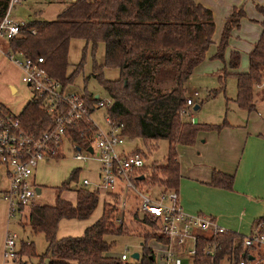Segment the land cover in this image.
Listing matches in <instances>:
<instances>
[{"label":"trees","instance_id":"16d2710c","mask_svg":"<svg viewBox=\"0 0 264 264\" xmlns=\"http://www.w3.org/2000/svg\"><path fill=\"white\" fill-rule=\"evenodd\" d=\"M8 2L0 0V20L7 11ZM256 10L263 20L260 37L248 55V70L238 72L240 54L232 52L225 62L227 71L219 77L220 91L223 90L225 76L235 78L234 103L247 114L258 110L264 99V89H258L264 83V7L257 6ZM244 17L242 8L233 9L223 26L212 59L224 61L231 33L240 28ZM32 29L36 30L35 35L30 33ZM214 29L211 11L193 0H81L65 5L54 21L34 19L24 23L17 38L0 40V45L6 52L32 60L42 59V68L64 90L74 84L82 71L80 63L71 73L68 72L71 41L85 43L82 62L89 47L94 53L98 45H103V62H94L91 75L110 100L105 108L107 118L120 129L125 141H142L144 150L137 148L132 152L142 156L145 162L149 157L145 151L147 148L152 150L157 148L158 142H167L166 163L146 165L140 173L143 179L137 181L159 186L161 193H165L178 190L177 147H192L199 134L219 132L226 126L225 122L221 125L190 123L181 116L187 99L185 83L204 61L212 45ZM104 70H116L118 78L105 79ZM81 97L90 112L97 109L99 100L92 94L82 91ZM45 102L46 97L33 95L18 116L22 128L34 137L49 130L53 124L52 116L44 109ZM196 106L200 108V105ZM80 130L82 125L77 126L73 139L82 143L78 135ZM79 173L80 170H74L68 181L77 179ZM233 183L232 175L213 172L208 185L232 191ZM67 185L65 181L56 190L53 206L32 204L29 207L27 226L33 234H42L46 242V250L38 258L47 259L48 264H131L122 263L110 254L114 242H106L105 237L128 232H125L123 223L115 225L112 219L115 208L106 209L107 205L103 206L100 218L87 227L82 236L57 238L58 225L62 220H87L98 206L99 191L84 188L75 191L74 203L62 199L61 192L67 189ZM132 220L150 230L141 235L142 256L132 264H155V252L148 247V242L168 243V238L162 234L161 223L158 219L138 216L137 213L133 214ZM256 223L261 225L259 232L264 233V216ZM242 241L243 236L233 232L212 236L200 234L196 238L193 264H207L209 258L205 252L213 245L217 247L214 264H220L225 257L238 262L250 254L264 260L255 248L245 249ZM28 250L34 252L33 244L21 243L12 262L29 264L21 260Z\"/></svg>","mask_w":264,"mask_h":264},{"label":"built area","instance_id":"2783aa9c","mask_svg":"<svg viewBox=\"0 0 264 264\" xmlns=\"http://www.w3.org/2000/svg\"><path fill=\"white\" fill-rule=\"evenodd\" d=\"M81 0H9L5 15L0 20V40H11L19 36L24 23L10 18L15 5L26 2H45L47 4H75ZM92 0H87L91 2ZM32 35L36 30L30 31ZM7 58L16 65L22 74L21 80L31 91L32 95L39 94L46 97L45 111L52 116V127L34 137L28 134L21 126L18 116L0 104V172L7 178L8 186L3 192L2 199L8 205V218L11 220L19 215L24 208L34 204L37 197L33 174L41 163L61 159L64 150L72 154L78 162H94L100 165L97 181L83 179L80 187L92 191L108 190L119 186L128 190H136L137 181L142 176L141 170L146 166L145 160L139 154L125 150L126 143L120 134V129L106 118L107 129L99 128L93 121L91 112L82 100L81 94H74L62 89L58 82L42 68V59L32 60L24 55L12 52L6 53ZM198 94L195 93L194 97ZM108 101H100L96 107H104ZM192 98L187 97L181 116H187L189 109L194 106ZM264 123V107L255 111ZM82 125L79 137L82 143L73 139L77 126ZM90 149V150H89ZM82 152L85 155H82ZM74 181H69L68 184ZM121 190V188H120ZM142 214L151 219H158L162 226V234L168 238L164 246V264H184L188 259L193 264L196 255L195 243L198 235L212 236L225 234L230 231L218 226L212 219L185 214L180 205L177 191L160 193L157 198L151 199L140 194ZM125 203H123V207ZM261 225H253L251 232L243 236L242 246L245 249H256L264 257V233H260ZM18 237L7 232L3 243L4 261H13L17 257L16 242ZM192 241V248L187 250L188 257L178 256L173 246L185 247ZM216 245L209 246L205 254L209 258L207 264H214ZM253 260L236 262L232 257H225L220 264H261L256 254H250ZM126 263L128 257L122 253L119 257Z\"/></svg>","mask_w":264,"mask_h":264},{"label":"rangeland","instance_id":"374dc122","mask_svg":"<svg viewBox=\"0 0 264 264\" xmlns=\"http://www.w3.org/2000/svg\"><path fill=\"white\" fill-rule=\"evenodd\" d=\"M64 8L65 5L62 4L26 2L15 5L12 9L10 18L19 23H27L34 19L41 21H54L56 16ZM84 46L85 43L79 40H73L70 43L68 53V62L70 67L68 72L71 73L73 68L80 63H82V71L76 76L74 84L68 87L66 91L78 95L82 94V91H85L92 94L100 101H108L109 99L107 98L106 93L91 75L94 62L97 64H101L103 62L104 47L103 45H98L94 53L89 47L82 62V50ZM0 48H2V50H0L4 54L7 53L3 47L0 46ZM212 50V47L208 49L204 61L193 71L184 86L186 96L192 98L195 103L194 106L200 105V108L198 110H194V106L190 108L188 115L184 116L183 120L190 123L207 125H221L225 122L226 126L228 124V128L233 130L243 126V123L247 118V113L238 109L234 103L236 96V81L233 76H225L223 78V90H219L221 88L219 77L224 75L225 71H227V65L225 64L227 60L225 58L224 61L212 59ZM103 74L104 78L107 80H116L118 78V72L116 70H104ZM9 76L11 78L15 77L16 73L9 71ZM18 76L19 81L17 82V86L15 88L16 94L14 96L10 95L12 102L10 104L13 106L10 111L14 114H19L28 100H30L33 96L32 91L22 83V76L20 73ZM214 91L219 92L214 94ZM195 93L198 94L197 97H194ZM91 116L94 123L99 128L103 130L107 129V124L105 122L107 115L104 107H100L92 111ZM206 134L207 135L205 136L207 137L211 135L215 136V133L213 132L210 134L207 132ZM167 147L166 141H160L157 144V148H152V150L147 148L145 151H148L147 153L149 154V157L146 165H150L152 162L164 165L166 163ZM124 148L126 151L130 152L137 148L144 150L145 147L142 141L134 140L132 142L126 141ZM67 150L68 149L64 150V154L61 159L41 163L34 172V185L40 186L41 189V193L36 197L34 205L53 206L55 203L56 190L63 186L74 170H80L77 179L72 180L74 182L68 184L67 189L61 192V197L71 203L75 202V191L81 189L80 185L83 179H87L91 182L95 180V174L100 165L94 162L75 161L72 158V154ZM82 155L85 154L82 152ZM120 188L121 190L119 191L121 195L118 197H111V195L107 196L105 191L100 190L98 206L86 221L79 222L75 220H62L58 225L57 238L82 236L84 230L100 218L103 206L107 205L106 209H108V207L115 208L112 213V219L115 225L118 226L120 222L123 223V227L126 230L125 232H128L126 235L105 237L106 242H114V247L110 254L113 257H120L122 253H126L128 257L127 262L131 264L134 263L135 261L131 259V255L138 253L139 256H142V243L140 237L143 233L150 231L143 225L137 223V221L132 220V216L135 213H137L138 216L143 215L140 207V194L154 199L159 196L162 189L159 186H149L143 183H139L136 186V190L127 191L122 188V186ZM87 190L92 191V187L87 188ZM123 203H125L124 207ZM242 211L243 209H241L240 212ZM28 213L29 207L24 208L18 216L11 219L9 222V230L18 237L16 242L17 251L20 250L21 243L33 244L34 252L32 250H28V257L27 255H22L21 260L27 261L29 264H32L33 261H37V264H44L46 263V260H40L38 256L44 254L46 250V242L42 234H33L27 226L26 217ZM27 240H29V243L26 242ZM192 245V241H189L183 248L173 246V251L178 256L186 258L188 257L186 251L192 248ZM148 247L155 252V264H164L162 257L165 249L163 245L155 241H150L148 242ZM12 263L14 262H9V264ZM184 263L188 264L190 261L188 259H184Z\"/></svg>","mask_w":264,"mask_h":264},{"label":"crops","instance_id":"0c3cea01","mask_svg":"<svg viewBox=\"0 0 264 264\" xmlns=\"http://www.w3.org/2000/svg\"><path fill=\"white\" fill-rule=\"evenodd\" d=\"M193 1L210 10L213 16L215 29L210 46L213 48L211 56L216 52L223 26L233 9L244 10L245 17L240 22V28L231 33L224 58L228 61L232 52H238L240 54L238 72L245 73L248 70V55L261 34L260 23L263 16L257 12L256 7H264V0ZM1 50L0 104L10 110L13 108L10 104L12 103L10 95L16 94L15 88L21 71ZM9 71L15 72L16 76L11 78ZM258 89H264V83ZM263 107L264 99L261 100L258 109ZM262 124L264 123L256 113L251 112L247 114L243 126L239 128L230 130L227 124L219 132L213 131L215 136L207 137L206 133L199 134L197 143L192 147H177L180 173L177 193L179 205L185 214L208 217L218 226L242 236L251 232L257 220L264 216V125ZM99 171L100 167L93 181L98 180ZM213 172L232 175L234 177L232 191L209 186ZM7 186L6 176L0 172V264L10 262L4 261L2 255L5 236L10 231L8 205L2 199ZM36 187L40 189V186ZM119 190L120 187L116 186L106 192L107 196L118 197L121 195ZM28 241L26 242L29 243ZM36 262L33 261L32 264H37ZM44 264H48L47 259Z\"/></svg>","mask_w":264,"mask_h":264},{"label":"water","instance_id":"95a60500","mask_svg":"<svg viewBox=\"0 0 264 264\" xmlns=\"http://www.w3.org/2000/svg\"><path fill=\"white\" fill-rule=\"evenodd\" d=\"M194 110H198V106H194L193 107ZM90 150V149H89ZM143 179V177H141L139 180L141 181ZM66 183L68 184L69 181L67 180ZM36 195L39 196L40 195V189L39 188H36ZM245 256V255H243ZM131 259L135 260V261H138L139 260V254L138 253H134L131 255ZM247 259L248 260H253V257L252 256H247Z\"/></svg>","mask_w":264,"mask_h":264}]
</instances>
